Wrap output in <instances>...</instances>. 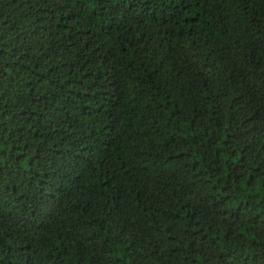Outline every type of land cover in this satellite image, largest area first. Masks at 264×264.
Returning <instances> with one entry per match:
<instances>
[{
  "label": "trees",
  "instance_id": "16d2710c",
  "mask_svg": "<svg viewBox=\"0 0 264 264\" xmlns=\"http://www.w3.org/2000/svg\"><path fill=\"white\" fill-rule=\"evenodd\" d=\"M0 264H264V0H0Z\"/></svg>",
  "mask_w": 264,
  "mask_h": 264
}]
</instances>
